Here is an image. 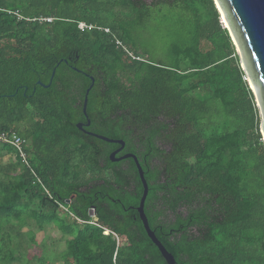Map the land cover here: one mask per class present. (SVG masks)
Masks as SVG:
<instances>
[{"label": "trees", "instance_id": "obj_1", "mask_svg": "<svg viewBox=\"0 0 264 264\" xmlns=\"http://www.w3.org/2000/svg\"><path fill=\"white\" fill-rule=\"evenodd\" d=\"M160 4L180 10L164 47L146 25L149 6ZM89 76L88 129L142 132L143 209L175 264H264L260 116L213 0H0V131L26 141L30 166L50 193L0 142V264L17 256L31 263L32 230L22 228L48 224L60 231L68 264H166L129 208L142 192L138 177L120 208L84 197L109 191L99 184L92 146L103 141L75 127L86 121ZM71 192L87 201L66 204Z\"/></svg>", "mask_w": 264, "mask_h": 264}, {"label": "water", "instance_id": "obj_2", "mask_svg": "<svg viewBox=\"0 0 264 264\" xmlns=\"http://www.w3.org/2000/svg\"><path fill=\"white\" fill-rule=\"evenodd\" d=\"M220 13V20L227 28L228 33L233 41L238 53L241 68L245 72L249 87L253 92L255 103L260 116L259 131L264 141V0H213ZM222 18V19H221ZM223 20V21H222ZM54 70L51 72L50 81L53 77ZM88 76V75H87ZM91 83L85 90L82 101V112L86 117V122H77L75 127L86 133L93 135L106 142L122 143L121 140L111 139L84 129L90 121L86 115L87 94L93 85V77L89 76ZM48 87L49 84H42ZM131 157L135 163L139 182L142 186V192L138 204L134 207L142 227L157 247L166 264H175L174 256L166 250L154 231L149 227L147 217L144 213V201L147 195L148 186L144 178L143 170L133 154H125L120 158H114L113 154L109 155L110 161H116L122 158ZM69 200L66 199L65 203ZM88 214L93 216V208L89 209Z\"/></svg>", "mask_w": 264, "mask_h": 264}, {"label": "flooded vegetation", "instance_id": "obj_3", "mask_svg": "<svg viewBox=\"0 0 264 264\" xmlns=\"http://www.w3.org/2000/svg\"><path fill=\"white\" fill-rule=\"evenodd\" d=\"M85 122L86 121H84V123ZM88 127L89 125L84 126V129L87 131L99 134V135L106 136L105 134L95 132L91 128L88 129ZM124 129H125V135L123 137L106 136L111 139L121 140L122 143L106 142L102 140L103 142H99V143L92 145L95 148V151H96L95 154L99 156V165L102 170L103 177L101 178V180L99 179L100 180L99 184H104L109 191L107 192L96 191L92 194H87V196H84L88 198H93L96 201L104 200V199L108 201L110 200L116 204V207H119V208H120V205H122L123 203L121 200V194H125L124 193L125 191L127 192V191L135 189V186L137 185L136 180L138 177V173H137L135 163L131 157L122 158L116 161H110L109 155L112 153L114 158H120L121 156L125 154H133L137 158L141 168H142V160L144 157H146L145 148L142 146V139H144V137H141V134H142L141 130L138 129L137 126L130 127L128 125L124 127ZM88 135L93 136L90 134ZM108 163L115 164L116 166L113 167V169L110 167H105ZM87 175L90 176L89 173ZM111 176L113 177V180H110ZM106 181L108 183H106ZM121 183H123L122 187L124 191L121 189ZM78 191L84 192L85 188L82 187ZM66 199L69 200V202L66 204L76 202L79 205H83L87 201L86 200L87 198L82 200L74 192H71L69 194V197L65 198V200ZM135 206H130L129 208L134 209ZM122 207L126 209L125 205H123Z\"/></svg>", "mask_w": 264, "mask_h": 264}, {"label": "rangeland", "instance_id": "obj_4", "mask_svg": "<svg viewBox=\"0 0 264 264\" xmlns=\"http://www.w3.org/2000/svg\"><path fill=\"white\" fill-rule=\"evenodd\" d=\"M179 12L180 10L177 6H168L165 4L149 6L146 25L150 26V32L160 47H164L171 39L170 33L177 25V15ZM261 141L264 145L262 135ZM28 229L32 230V241H29L28 235L24 233L25 238H28L29 244L26 248L25 257L29 258L31 263L23 262L17 256L12 264H36V261L32 258L33 256H43L44 264H68L61 252L63 247L61 233L54 224H48L42 230L37 229L34 225H28L22 228L23 232ZM212 231L218 239L223 237L219 226H213Z\"/></svg>", "mask_w": 264, "mask_h": 264}, {"label": "built area", "instance_id": "obj_5", "mask_svg": "<svg viewBox=\"0 0 264 264\" xmlns=\"http://www.w3.org/2000/svg\"><path fill=\"white\" fill-rule=\"evenodd\" d=\"M46 20H50V18H45ZM79 28H84V27H92L91 25H86L84 23L79 22L78 24ZM105 32H108V28H103ZM115 44L123 49L128 56H130L132 59L136 60H141L143 61L144 59L142 57H138L135 54H133L124 44L121 40L115 38ZM0 142L9 144L11 145L16 153L18 154V157L20 158L21 162L29 169L30 173L34 176V180L37 184L40 185L42 190L47 194H49V191L46 189V187L43 185L41 179L35 174L34 170L31 168L30 163H29V155L25 151V146H26V141L21 138L17 133L13 131H0Z\"/></svg>", "mask_w": 264, "mask_h": 264}, {"label": "bare ground", "instance_id": "obj_6", "mask_svg": "<svg viewBox=\"0 0 264 264\" xmlns=\"http://www.w3.org/2000/svg\"><path fill=\"white\" fill-rule=\"evenodd\" d=\"M222 19V18H221ZM223 21V20H222ZM223 23H224V21H223Z\"/></svg>", "mask_w": 264, "mask_h": 264}]
</instances>
